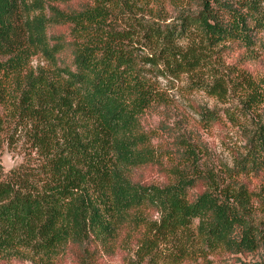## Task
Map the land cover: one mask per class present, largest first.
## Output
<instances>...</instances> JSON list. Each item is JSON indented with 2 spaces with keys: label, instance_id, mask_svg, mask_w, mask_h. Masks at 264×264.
<instances>
[{
  "label": "trees",
  "instance_id": "obj_1",
  "mask_svg": "<svg viewBox=\"0 0 264 264\" xmlns=\"http://www.w3.org/2000/svg\"><path fill=\"white\" fill-rule=\"evenodd\" d=\"M167 7L179 24H162ZM263 37L264 0H0V55L7 57L0 102L39 159L36 169H0V261L25 253L56 264L69 246L110 248L125 228L141 224L147 248L196 220L202 247L259 249L264 231L247 220L249 199L240 193L206 190L190 199L195 178L144 184L133 171L159 161L143 118L163 94L145 65L174 77L198 74L210 52L237 44L251 57ZM36 55L46 63L35 68ZM204 87L226 100L225 76ZM202 116L218 119L215 110ZM4 123L0 113V130ZM249 142V155L238 161L247 174L264 169L263 122ZM151 211L157 220H148Z\"/></svg>",
  "mask_w": 264,
  "mask_h": 264
},
{
  "label": "rangeland",
  "instance_id": "obj_2",
  "mask_svg": "<svg viewBox=\"0 0 264 264\" xmlns=\"http://www.w3.org/2000/svg\"><path fill=\"white\" fill-rule=\"evenodd\" d=\"M167 8L170 11L162 24H179L174 19L176 12ZM146 52H150L149 49ZM245 52L244 47L237 44L214 50L198 74L183 73L178 77L161 74L153 65H145L149 72H154L148 76L156 80L163 94L143 118L146 130L153 135L159 161L136 168L133 178L144 184L164 186L187 175L195 178L188 188L190 199L206 190L219 191L223 196L221 189L230 188L235 194L240 193L241 198L249 199V208L244 210L247 220L264 231V169L247 174L238 167V161L249 155L250 135L260 122L264 123V39L251 57ZM6 58L0 55V60ZM45 63L36 55L31 65L36 68ZM159 66L164 68L163 64ZM217 75L225 76L228 83L225 101L204 87L211 86ZM245 78L249 79L248 84ZM204 80L207 84L203 85ZM255 81L256 88L260 89V95L256 96L250 86ZM206 110H215L218 119L207 123L202 116ZM0 113L5 114L4 127L0 130L2 172L8 173L21 164L26 168H38V156L30 149L26 130L15 127L17 121L12 118L13 111L0 102ZM231 202L241 208L236 198ZM147 216L150 221L158 219L154 211ZM198 224L196 220L189 231L147 248L143 242L144 224L136 229L125 228L117 244L110 248L101 247L92 253L94 246L86 252L82 247L69 246L60 253L56 264H87L88 257L95 259L92 264H264V244L254 252L244 253L202 247ZM38 263L25 253L0 261V264Z\"/></svg>",
  "mask_w": 264,
  "mask_h": 264
}]
</instances>
